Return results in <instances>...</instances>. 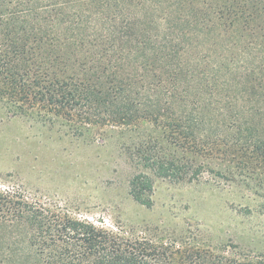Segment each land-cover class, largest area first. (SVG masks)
<instances>
[{"label":"trees","instance_id":"1","mask_svg":"<svg viewBox=\"0 0 264 264\" xmlns=\"http://www.w3.org/2000/svg\"><path fill=\"white\" fill-rule=\"evenodd\" d=\"M262 51L264 0H0V105L71 123L77 110L123 129L163 126L171 145L199 157L177 170L181 179L243 175L261 188ZM151 187L137 177L131 193ZM51 208L0 190V264H264L229 248L131 239Z\"/></svg>","mask_w":264,"mask_h":264},{"label":"rangeland","instance_id":"2","mask_svg":"<svg viewBox=\"0 0 264 264\" xmlns=\"http://www.w3.org/2000/svg\"><path fill=\"white\" fill-rule=\"evenodd\" d=\"M256 57L263 60L264 51ZM79 113L71 123L38 106L13 115L0 105V190H17L131 239L264 255V187L257 180L181 179L177 170L192 169L199 157L171 145L163 126L123 129ZM164 169L174 175L161 177ZM137 177L152 187L135 199Z\"/></svg>","mask_w":264,"mask_h":264}]
</instances>
